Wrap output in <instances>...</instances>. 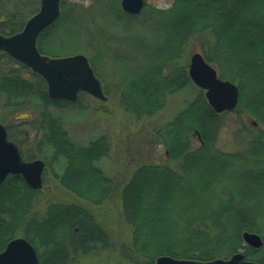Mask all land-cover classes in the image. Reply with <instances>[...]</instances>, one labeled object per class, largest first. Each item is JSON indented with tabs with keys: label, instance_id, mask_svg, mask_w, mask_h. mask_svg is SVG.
<instances>
[{
	"label": "trees",
	"instance_id": "1",
	"mask_svg": "<svg viewBox=\"0 0 264 264\" xmlns=\"http://www.w3.org/2000/svg\"><path fill=\"white\" fill-rule=\"evenodd\" d=\"M120 1L108 0L112 10L122 11ZM21 2L7 11L0 0V34L21 31L38 11V6L30 8V5H38L39 0ZM64 7L62 0L60 18L38 38L42 54L58 56L55 44L83 29L80 22L66 16ZM167 11L155 27L160 34L152 38L144 35L136 43L144 59L142 68L139 66L141 70L134 75L137 79H130L131 85L126 88L127 109L138 117L153 114L163 107L166 94L192 83L188 65L181 62L183 47L193 34L209 30L217 45V60L228 70L238 66V77L250 80L255 95L246 96V104L264 123V114L260 113L264 110V0H176ZM1 57L17 65L0 75V90L7 97L6 104L18 109L29 107L35 112L29 123L37 129L38 141L27 159H46L49 169L64 161V170L55 173L54 178L90 205L99 206L111 198L115 181L96 164L110 153L107 137L99 136L87 146L73 143L61 117L50 108H70L76 102L52 100L40 75L6 53L0 54ZM222 114L212 109L201 91L157 131L166 144L169 159L175 160L177 167L143 165L120 189L122 213L131 226V234L119 250L122 257L117 264H155L161 255L211 260L224 249L233 254L240 248L247 259L264 264V244L256 249L243 244L242 239L245 230L261 232L262 215L256 206L264 205L259 190L264 180L259 167L264 162L260 160V152L254 151L243 164L254 166L249 171L256 168L261 172L256 174L254 170L243 176L233 172H238L239 166L232 168L230 154L214 149ZM195 131L202 141L192 149ZM25 134L26 129L22 138H26ZM11 135L8 133L9 139ZM253 138L264 154V129ZM46 151L52 153L50 160ZM41 194V190L31 188L17 175H10L0 184V252L11 239L21 236L36 247L40 264H73L76 257L109 245L98 227L99 221L79 204L50 203L40 213L36 202Z\"/></svg>",
	"mask_w": 264,
	"mask_h": 264
},
{
	"label": "rangeland",
	"instance_id": "2",
	"mask_svg": "<svg viewBox=\"0 0 264 264\" xmlns=\"http://www.w3.org/2000/svg\"><path fill=\"white\" fill-rule=\"evenodd\" d=\"M21 1L1 0L7 11L20 6ZM175 1L145 0V6L141 13L129 15L117 8L111 9L110 12L109 5H105L108 0H64L66 16L72 21L80 22L83 29L79 34L71 35V37L65 36L61 40L62 42L56 43L54 48L59 52V55L54 57H65L78 53L87 56L96 76L103 83L106 100H100L89 94H80L76 103L70 108L51 107L50 110L61 117L71 140L79 146H87L99 136L107 137L110 153L96 164L107 176L114 179L116 185L111 198L106 203L93 206L64 189L59 180L54 178L55 173L61 174L64 170L63 164H53L50 169L46 166L43 186L40 189L42 194L39 202H36V209L40 213H44L50 203L67 205L72 202L79 204L99 221L98 227L104 233L109 244L107 247H100L83 256L76 257L73 264H117L122 257L119 250L122 245L128 242L131 234V226L122 213L120 189L129 180L132 173L143 165L157 164L177 167L175 160L169 159L166 146L157 131L162 130L165 124L172 121L203 90L192 82L174 93L166 94L165 103L157 112L140 117L135 112L128 110L126 105L129 103L126 88L128 85L130 87V79H133L136 71L141 70L140 67L144 59L143 53L138 50L136 43L144 35L152 38V36L160 34L159 29L157 31L155 29L159 25H157V21L160 20V17H164L161 16L162 13H166L174 6ZM37 6L39 9L40 0L38 5H30V8H37ZM214 40L213 34L209 30L193 34L183 47L181 62H186L188 65L194 53H201L217 70L219 77L238 86L239 103L234 111L222 114L214 149L230 154L229 157L234 162L230 161L233 164L232 168L239 166L238 172H233L243 176L252 172L249 170L254 168V166L243 164L245 158L251 156L254 151L260 152V160L264 162V154H262L260 146H256L253 138L261 129H264V123L250 111V107L246 104L245 97L252 93L253 96L255 95L250 80L238 77V66H235L233 70L222 66V63L215 57L217 45ZM159 41H156L157 44L160 43ZM238 54L239 52H237ZM12 66L17 65L9 64L6 57H1L0 75ZM170 68H167L166 72L170 71ZM30 78L31 76H29ZM243 85L245 94L242 93ZM6 101V95L0 90V123L7 127L8 133L19 140L17 143L13 136H10V140L17 143L18 146L20 144V150L25 153L22 154L23 159L29 161L30 159H27L26 155L29 156L33 153L38 141L36 138L38 131L29 123L35 116V112L29 107L19 109L11 107L6 104ZM39 106L41 107L40 103ZM23 122L27 124L23 125ZM24 129L27 130V134L24 135L26 138L21 136ZM196 135L200 136V140L195 137L191 144L192 149L199 147L202 141L200 133L198 132ZM46 155L50 160L52 153L46 151ZM259 168L264 169L263 166ZM259 190L264 199V180L259 184ZM214 204L217 205V203ZM244 205H238V207L246 209ZM256 209L262 215L259 219L261 232L254 233L259 234L264 243V205L256 206ZM63 218L65 219L64 216ZM238 251L243 252L244 250L240 248ZM233 254H229L224 249L214 259L229 258Z\"/></svg>",
	"mask_w": 264,
	"mask_h": 264
},
{
	"label": "water",
	"instance_id": "3",
	"mask_svg": "<svg viewBox=\"0 0 264 264\" xmlns=\"http://www.w3.org/2000/svg\"><path fill=\"white\" fill-rule=\"evenodd\" d=\"M144 0H121V7L129 14H139ZM61 0H41L39 10L31 16L24 28L12 35L0 34V53H7L27 65L47 83V93L52 100L75 101L82 92L100 100H106L102 82L96 77L87 56L78 53L65 57H51L42 54L37 40L43 30L53 25L60 16ZM191 80L205 90V96L216 113L231 111L239 101L238 86L221 79L201 53H194L189 64ZM45 163L36 159L24 161L17 145L10 141L6 127L0 123V184L9 175H20L33 189L43 186ZM242 238L254 248L263 245V238L254 232L244 231ZM0 264H40L35 247L24 237L10 240L0 252ZM155 264H260L246 260L241 252L229 258L210 261L178 259L168 255L156 258Z\"/></svg>",
	"mask_w": 264,
	"mask_h": 264
},
{
	"label": "bare ground",
	"instance_id": "4",
	"mask_svg": "<svg viewBox=\"0 0 264 264\" xmlns=\"http://www.w3.org/2000/svg\"><path fill=\"white\" fill-rule=\"evenodd\" d=\"M40 2H41V0H40ZM105 5H109V10H110V12H111V11H112V10H111V9H112V3L108 2V3H106ZM120 6H121V1H120ZM39 8H40V7H39ZM121 10H122L123 12H125V11L123 10L122 7H121ZM140 13H141V12H140ZM132 15H138V14H132ZM59 18H60V17H59ZM59 18H58V19H59ZM58 19H57V21H58ZM57 21H56V22H57ZM56 22H55V23H56ZM51 26H52V25H51ZM51 26H50V27H51ZM48 28H49V27H48ZM46 29H47V28H46ZM43 31H44V30H43ZM43 31H42V32H43ZM42 32H41V33H42ZM39 36H40V35H39ZM38 38H39V37H38ZM138 69H139V68H138ZM138 69H137V70H138ZM138 71H139V70H138ZM138 71H136L135 74H137ZM133 78L137 79V77H133ZM238 89H239V88H238ZM80 94H87V93L82 92V93H80ZM80 94H79V95H80ZM244 94H245V93H244ZM79 95H78V96H79ZM89 95H90V94H89ZM238 103H239V101H238ZM234 110H235V109H233V110H231V111H234ZM225 112H229V111H225ZM225 112H223V113H225ZM262 112H263V114H264V110L261 111L260 113L262 114ZM218 114H221V113H218ZM194 133H195V137H198V139H199L200 136H197V135H196V134H198V131H195ZM7 135H8V131H7ZM161 138H162V137H161ZM70 139H71V138H70ZM162 140H163V138H162ZM199 140H200V139H199ZM71 141H72V140H71ZM72 142H73V141H72ZM73 143H75V142H73ZM163 143H164V142H163ZM75 144H76V143H75ZM164 144H165V143H164ZM165 146H166V144H165ZM48 152L51 153V151H48ZM21 157H22V156H21ZM76 159H78V158H76ZM33 160H35V159H33ZM29 161H32V160H29ZM78 161H79L80 163H83V161H82L81 159H78ZM59 164L62 165V164H64V162L59 161L58 165H59ZM263 168H264V166H263ZM254 170H256V171H254ZM261 170H263L262 172H264V169H261ZM252 171H254V173H256V174L259 173V172H261V171H259L258 169H253ZM64 189H66L67 191H70V190H68L67 188H64ZM71 193H72V192H71ZM72 194H73V193H72ZM73 195H74V194H73ZM104 203H106L105 200H104L103 203L100 204V205H103ZM15 238H17V237H15ZM13 239H14V238H13ZM11 240H12V239H11ZM31 244H32V243H31ZM263 244H264V243H263ZM6 245H7V244H6ZM32 245H33V244H32ZM33 246H34V245H33ZM34 247H35V246H34ZM4 248H5V247H4ZM35 249H36V247H35ZM36 251H37V249H36ZM37 253H38V251H37Z\"/></svg>",
	"mask_w": 264,
	"mask_h": 264
},
{
	"label": "flooded vegetation",
	"instance_id": "5",
	"mask_svg": "<svg viewBox=\"0 0 264 264\" xmlns=\"http://www.w3.org/2000/svg\"><path fill=\"white\" fill-rule=\"evenodd\" d=\"M18 148H19V146H18ZM20 153H21V156H22V154L24 153V152H22L21 150H20ZM25 154V153H24ZM23 158V157H22ZM24 160V159H23ZM63 187V186H62ZM70 193H71V191H69Z\"/></svg>",
	"mask_w": 264,
	"mask_h": 264
}]
</instances>
